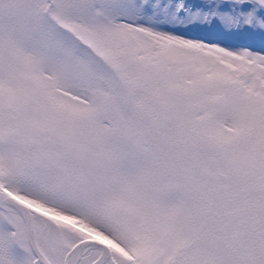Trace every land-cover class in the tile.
Listing matches in <instances>:
<instances>
[{
  "label": "snow or ice",
  "instance_id": "1",
  "mask_svg": "<svg viewBox=\"0 0 264 264\" xmlns=\"http://www.w3.org/2000/svg\"><path fill=\"white\" fill-rule=\"evenodd\" d=\"M0 264H264V0H0Z\"/></svg>",
  "mask_w": 264,
  "mask_h": 264
}]
</instances>
